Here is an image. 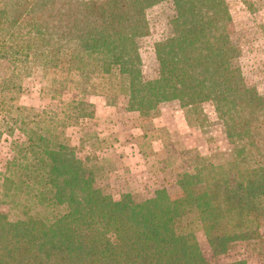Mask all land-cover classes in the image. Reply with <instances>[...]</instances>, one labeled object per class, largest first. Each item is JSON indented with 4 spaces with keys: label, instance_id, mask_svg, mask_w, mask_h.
<instances>
[{
    "label": "trees",
    "instance_id": "16d2710c",
    "mask_svg": "<svg viewBox=\"0 0 264 264\" xmlns=\"http://www.w3.org/2000/svg\"><path fill=\"white\" fill-rule=\"evenodd\" d=\"M165 1L172 34L154 44L158 70L146 80L139 41L149 33L147 11ZM230 23L225 0H0V60L16 77L40 70L55 99L78 92L59 113L16 108L13 129L25 141L0 183V264H206L198 228L214 257L262 240L264 93L236 64ZM90 96L112 106L125 99L142 117L177 102L198 129L206 123L201 105L211 103L232 156L182 150L178 197L163 188L141 202L131 193L116 200L95 187L101 169L57 133L93 117Z\"/></svg>",
    "mask_w": 264,
    "mask_h": 264
},
{
    "label": "rangeland",
    "instance_id": "374dc122",
    "mask_svg": "<svg viewBox=\"0 0 264 264\" xmlns=\"http://www.w3.org/2000/svg\"><path fill=\"white\" fill-rule=\"evenodd\" d=\"M225 1L231 15L230 35L239 52L236 64L247 84L264 93V0ZM173 14L170 1L147 11L149 33L139 41L146 80L157 74L154 44L171 36ZM15 74L13 65L0 60V118L7 122L3 125L0 121V183L7 163L16 156V146L25 141L20 131L13 129L12 120L19 116L20 110L59 113L62 102L78 100V92L74 90L63 92L60 99L53 98L48 92L50 81L43 78L40 70L25 77ZM16 80L20 87L11 91L9 83ZM87 101L94 106L93 117L60 126L57 133L70 141L79 158L101 169L95 187L116 200L122 194L131 193L136 202H141L163 188L171 198L178 197L175 168L182 162L178 154L182 150H196L202 156L215 155L222 162L232 156V146L211 103L201 105L206 123L203 129H198L188 127L177 102L162 103L154 116L142 117L126 110L125 99L113 106L99 96H90ZM196 115L197 111L192 117ZM28 121L31 122L30 117ZM2 212L7 213L6 206L2 207ZM261 237L262 240L253 245L232 244L226 255L214 257L202 229L196 230L206 264H230L237 260L264 264V220Z\"/></svg>",
    "mask_w": 264,
    "mask_h": 264
}]
</instances>
